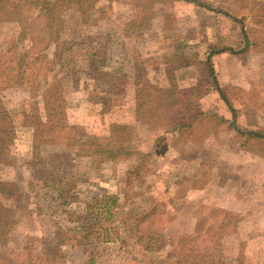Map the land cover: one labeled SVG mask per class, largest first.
<instances>
[{"label": "rangeland", "instance_id": "rangeland-1", "mask_svg": "<svg viewBox=\"0 0 264 264\" xmlns=\"http://www.w3.org/2000/svg\"><path fill=\"white\" fill-rule=\"evenodd\" d=\"M193 1L89 0L63 13L71 48L56 53L31 8L26 23L0 20V208L13 221L0 264H180L182 247L188 264H264V138L248 134L264 137V0ZM207 65L221 92H206ZM117 144L130 152L96 158ZM105 193L114 217L82 244L75 228Z\"/></svg>", "mask_w": 264, "mask_h": 264}, {"label": "trees", "instance_id": "trees-1", "mask_svg": "<svg viewBox=\"0 0 264 264\" xmlns=\"http://www.w3.org/2000/svg\"><path fill=\"white\" fill-rule=\"evenodd\" d=\"M89 0H0V20H9L11 17L13 18V15L15 14H21L17 20H19V23H26V19L28 18V11L31 8L33 11H36V15L34 12V16L32 15V20L34 23L39 24L42 23L44 25L43 31H44V36L42 38V41L46 40V43H44V50H50L51 47L55 48V53L59 49H62V47L66 46L67 48H71L69 45L64 43L62 39H60V31H59V26L61 25V18L62 15L65 11H67L69 8L76 7L78 9H83L85 2H88ZM185 2H192L196 3L193 0H182ZM90 4V3H89ZM91 5V4H90ZM226 15V14H224ZM228 16V15H226ZM34 29L32 26L24 24L21 26V33L20 36L21 40L27 41L29 40L30 36H32ZM243 38L246 43V46H248L249 42L248 39L243 31ZM53 52V53H54ZM25 55L21 56L24 57ZM22 65H24V58H21L20 64L16 67L17 70L22 69ZM208 66V65H207ZM29 66L25 67L24 70H22L19 76L20 79H24L26 77V72L29 70ZM208 70V77L210 79V87H207L208 92L210 89L215 90L217 92H221V90L218 88V83L214 78L213 75V68L212 66L207 67ZM138 92V89H137ZM138 95V94H137ZM105 99V103L107 102L106 98L100 97L99 100ZM141 101L139 100L138 103V109L137 115L140 116L139 113H141ZM196 121H192L193 123ZM191 123V122H190ZM4 120L1 117L0 118V154L3 152L4 147L7 142L8 138V133H6V128H4ZM3 125V126H2ZM176 130L179 127L187 126L184 121H179V123L176 125ZM127 127L125 126H113V133L118 132L121 130H125ZM115 133V134H116ZM249 136H254L256 138H264L262 135H258V133L255 132H249ZM115 137V135H114ZM113 137V138H114ZM98 153H95V155L98 157H101L100 162H107V161H114V156L116 154H123V153H129V149L123 147L122 145H116L113 146V148L109 150H103L100 147H98ZM106 158V159H105ZM95 160V159H94ZM61 197L63 195V192L60 193ZM63 198H61V206H67L69 205L72 201L75 200L72 196H69L67 193L64 194ZM60 197V196H59ZM96 197L95 199L93 198L92 202L89 201V203L85 206L84 214L81 215L80 219L83 221L82 224L78 227L75 228V230H79L81 232H84L83 235V240L85 243L82 244H91L92 243V237L95 235V229L97 227L100 228V222L101 219L103 223H108L110 220L114 217V214L112 213V207L117 204V198L115 196L108 195L105 193L104 195H97L93 196ZM154 210V209H153ZM153 210H151L150 213H147L143 219H141V222L143 220L148 219L151 217L153 214ZM11 215L7 210H2L0 208V241L2 238H4L11 230V225L13 224L11 221ZM101 218V219H100ZM113 228V229H112ZM138 228V226H137ZM117 227L116 226H108L104 227L102 230L103 235V241L104 243H109L113 244L118 240L119 237H112L110 234L112 231H116ZM97 230V229H96ZM111 232V233H110ZM97 233V232H96ZM142 237L143 235L141 234V247H143L145 250H149L151 248V244L149 242L143 243L142 242ZM156 237V236H155ZM154 239L152 240H155ZM173 237H169V239H172ZM179 241L178 243L183 246L186 245L188 242L193 241L194 238H191L189 236H181L178 238ZM140 240V236H139ZM173 241V240H172ZM184 248L182 247L181 253L179 255L180 257V264H188V259L190 258V254L192 252V249L187 250V252H184Z\"/></svg>", "mask_w": 264, "mask_h": 264}]
</instances>
